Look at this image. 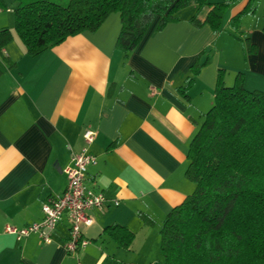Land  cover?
Returning <instances> with one entry per match:
<instances>
[{
	"label": "crops",
	"instance_id": "1",
	"mask_svg": "<svg viewBox=\"0 0 264 264\" xmlns=\"http://www.w3.org/2000/svg\"><path fill=\"white\" fill-rule=\"evenodd\" d=\"M0 3L6 5L0 6V29L12 32L0 54V264H161L164 220L196 187L185 172L189 145L214 104L218 69H226L227 86L242 73L247 90L264 92V0H255L257 12L242 18L238 34L258 46L256 54H245L230 34L231 18L246 3L239 0L225 14L220 34L189 23L193 16L206 19L210 10L192 4L160 32L156 19L126 58L115 45L120 13L110 14L98 32L69 37L32 57L14 29L17 2ZM203 49L211 61L195 76L187 99L179 89ZM87 131L94 133L90 144ZM84 148L96 157L87 181L110 201L92 210L93 223L81 227L90 244L67 253L66 219L51 241L7 234V225L42 220L43 202L64 192V170ZM113 224L135 234L130 248L103 234Z\"/></svg>",
	"mask_w": 264,
	"mask_h": 264
},
{
	"label": "trees",
	"instance_id": "2",
	"mask_svg": "<svg viewBox=\"0 0 264 264\" xmlns=\"http://www.w3.org/2000/svg\"><path fill=\"white\" fill-rule=\"evenodd\" d=\"M15 1L13 25L28 55L38 56L83 32H98L110 14L120 13L115 45L126 58L156 19L155 31L160 32L179 22L178 13L192 4L210 10L206 19L193 16L189 23L196 28L209 25L220 34L225 14L239 0L214 4L209 0H69L64 5L56 0ZM0 6L6 9L5 4ZM256 12L255 0H246L230 20V34L243 43L245 54H256L258 46L238 36L241 21ZM11 35L9 28L0 29V54L12 41ZM198 55L186 85L179 89L187 99L195 76L211 61L206 49ZM226 75V69H218L214 104L189 145L185 172L196 187L164 220L159 236L161 264H264V92L247 90L242 73L227 86ZM140 218L154 226L147 216L140 214ZM103 234L124 249L135 238L118 224L106 226Z\"/></svg>",
	"mask_w": 264,
	"mask_h": 264
},
{
	"label": "built area",
	"instance_id": "3",
	"mask_svg": "<svg viewBox=\"0 0 264 264\" xmlns=\"http://www.w3.org/2000/svg\"><path fill=\"white\" fill-rule=\"evenodd\" d=\"M94 133L87 131L84 138L88 144L93 141ZM88 148L74 154L69 166L64 170L68 183L60 195H51L43 202V218L28 226L18 228L7 225L5 232L22 240L32 234L39 235L44 242L51 241L53 233L61 222L66 219L68 223V239L65 243L67 253L74 254L84 249L90 241L83 236V226H90L93 219L90 212L94 209H103L109 206L110 201L105 193L87 181L88 169L96 164V157ZM119 204L118 201L114 203Z\"/></svg>",
	"mask_w": 264,
	"mask_h": 264
},
{
	"label": "rangeland",
	"instance_id": "4",
	"mask_svg": "<svg viewBox=\"0 0 264 264\" xmlns=\"http://www.w3.org/2000/svg\"><path fill=\"white\" fill-rule=\"evenodd\" d=\"M59 4H62V5H64V4H67L68 3V1L69 0H56ZM261 2L263 1V0H260ZM245 39V38H244Z\"/></svg>",
	"mask_w": 264,
	"mask_h": 264
}]
</instances>
